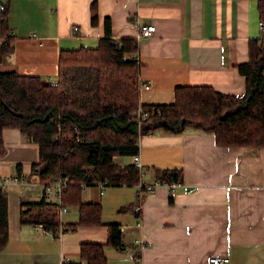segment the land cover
Here are the masks:
<instances>
[{"label":"crops","instance_id":"crops-1","mask_svg":"<svg viewBox=\"0 0 264 264\" xmlns=\"http://www.w3.org/2000/svg\"><path fill=\"white\" fill-rule=\"evenodd\" d=\"M93 2L95 25L90 22ZM257 4L258 0H10L13 52L0 63V71L55 83L59 51L95 48L108 19L114 40L135 39L139 24L156 27L136 52L140 104H171L180 86H209L239 96L245 82L237 65L248 61L249 42L260 41L262 33ZM2 140L0 178L10 180L5 187L8 242L0 252V264H85L80 259L83 243L103 244L106 264H134L136 259L142 264H207L211 257H227L228 264H264V147H219L211 133L193 129L144 135L137 153L142 179L156 181L155 169H177L182 186L170 194L160 185L144 198L141 228L135 226L132 213L135 186L82 187V203L101 205L104 225L69 230L78 220V208L68 206L61 216L66 231L50 237L32 230L40 222L38 204L44 195L43 187L29 176L38 162V146L16 128L3 129ZM133 156H114L113 163L124 168ZM107 224L124 229L118 247L108 244ZM135 239L143 241L141 249Z\"/></svg>","mask_w":264,"mask_h":264},{"label":"trees","instance_id":"trees-1","mask_svg":"<svg viewBox=\"0 0 264 264\" xmlns=\"http://www.w3.org/2000/svg\"><path fill=\"white\" fill-rule=\"evenodd\" d=\"M9 2L0 5V63L13 52ZM257 10L263 23L261 42L250 41L248 61L237 65L245 82L239 96L209 86H180L175 88L171 104H140L138 43L131 37L112 39L108 19L95 48L59 51L55 83L36 75L0 71V154L5 128H16L37 144L38 162L32 164L29 176L42 187L58 179L64 182L62 203L78 208L77 222L68 227L75 230L104 225L101 205L82 203V187L138 183V169L132 164L120 168L113 157L136 155L138 140L144 135L193 129L211 133L219 147H264V0H258ZM90 12V22L95 25V2ZM70 70L76 76L70 77ZM67 83L72 90L64 89ZM138 109L146 114L142 120L136 116ZM153 174L156 181L169 186L182 182V172L177 169H155ZM38 207L37 223L54 232L59 226L55 207H46L43 199ZM106 227L108 244L118 247L119 225ZM7 242V195L0 187V252ZM103 247L81 244L80 259L85 264H106Z\"/></svg>","mask_w":264,"mask_h":264},{"label":"built area","instance_id":"built-area-1","mask_svg":"<svg viewBox=\"0 0 264 264\" xmlns=\"http://www.w3.org/2000/svg\"><path fill=\"white\" fill-rule=\"evenodd\" d=\"M259 27H260V29L263 28L262 22L259 23ZM155 31H156V27L152 24H139L137 26V33L135 36L136 42L139 43L141 40H144V39L151 37L155 33ZM143 87L148 88V85H143ZM136 116L138 119L142 120L146 117V114L143 113L141 109H138ZM131 164L134 165L138 169L139 175H140V179H139L138 183L135 184L136 203L132 207V213L135 216V226L137 228H141L142 227L141 212H142V202H143L144 198L147 195L154 193L155 189L160 185H164V186L168 187L169 192L175 193L177 191V189H179L182 186V182H177L175 184H172L171 186L167 185L166 183H161L159 181H153V182L147 183L146 181H144L142 179L144 176V169L142 168V166L140 164V160H139V157L137 154L132 157V163ZM9 180L10 179H8V178H0V187L5 189V187L9 183ZM63 185H64V182L58 179L56 181H53V182L46 184L43 187L44 205L46 207H51V206L55 207V210H56L55 213H56V216H57V219L59 222L58 228L54 232H52V231L47 230L45 228V224L37 223V224L32 226L33 231L38 232V233L43 234V235H49L50 237H60L61 234L64 232V229H63L62 224H61V216L69 210V207L62 203L61 196H62V191H63ZM103 186H104L103 184H100L101 188ZM190 191L191 190L189 189L188 192H190ZM118 231L123 232L124 231L123 227H118ZM133 243L139 249H141L144 246L143 241H141L140 239H135L133 241ZM228 262L229 261H228L227 257H211L208 260L207 264H228ZM134 264H142V263L139 259H136Z\"/></svg>","mask_w":264,"mask_h":264},{"label":"rangeland","instance_id":"rangeland-1","mask_svg":"<svg viewBox=\"0 0 264 264\" xmlns=\"http://www.w3.org/2000/svg\"><path fill=\"white\" fill-rule=\"evenodd\" d=\"M69 75H70V77L76 76V74L73 71H71V70H70V74ZM64 89L69 91V90H72V87L70 86L69 83H67L66 85H64ZM33 180L35 181V179H33ZM62 221H64V220H62Z\"/></svg>","mask_w":264,"mask_h":264}]
</instances>
